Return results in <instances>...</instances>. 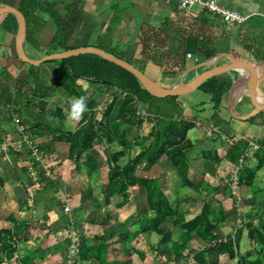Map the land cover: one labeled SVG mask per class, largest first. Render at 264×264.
<instances>
[{"label":"crops","instance_id":"1","mask_svg":"<svg viewBox=\"0 0 264 264\" xmlns=\"http://www.w3.org/2000/svg\"><path fill=\"white\" fill-rule=\"evenodd\" d=\"M218 1L245 18L228 28L219 16L200 10L198 5L181 9L179 0H38L66 24L67 46L94 45L110 50L164 87L176 84L183 75L185 80L192 78L197 63L219 53L232 54L247 74L243 94L234 105L235 114L242 115L264 99V0ZM0 2L18 8L21 0ZM33 14L38 21H30L26 29L27 55L41 58L62 51L51 47L55 31L51 15L41 8ZM16 32L15 16L1 12L0 139L20 140L14 119L18 118L31 143L0 148V236L9 238L12 250L10 256L0 250V264H67L65 230L69 218L80 235L73 264H197L195 252L208 243L192 233L183 254L176 256L172 243L178 242L185 230L171 217L161 223L163 234L139 231L151 215L144 188L129 186L123 204H119L122 194L109 195L108 160L112 150L119 148L117 144L110 147L98 139L93 142L98 167L87 175L69 159L67 142L48 139L54 130L74 131L77 127L79 120H72L69 112L78 98L61 87L54 62H41L39 69H33L31 63L17 57ZM224 60L222 57L217 63ZM209 68L200 67L198 72ZM236 75L235 70L215 75L222 83L218 108L211 94L199 87L174 99L175 118L193 123L187 132L192 144L187 152L191 187L181 185L165 154L153 163L143 160L135 169L137 177L161 183L177 211L184 212L185 220L199 213L202 200L208 197L200 183L218 187L212 205L221 203L224 218L215 234L222 241L231 238L237 247L232 257L227 252H211L215 264H239V256L255 257L259 247H252L248 227L264 228V110L246 119L230 114L229 87ZM80 83L87 103L92 99L98 106L110 100V90L87 81ZM39 98L46 101L44 108L37 105ZM57 108L63 119L55 117ZM150 128L148 121L141 126L127 125L126 136L133 141ZM238 141L245 143V149L238 156L229 155ZM32 148L38 149L40 160L35 159ZM139 150L134 144L118 163L124 165ZM203 151H211L218 159H204ZM259 158L262 164L257 167ZM252 169L254 179L248 182ZM239 173L246 182L234 185L233 176L237 180ZM64 205L72 207L69 215L63 211ZM259 239L264 241V236Z\"/></svg>","mask_w":264,"mask_h":264},{"label":"trees","instance_id":"2","mask_svg":"<svg viewBox=\"0 0 264 264\" xmlns=\"http://www.w3.org/2000/svg\"><path fill=\"white\" fill-rule=\"evenodd\" d=\"M37 8L45 10L54 19L55 31L51 41L52 49L65 50L70 48L65 44L69 35L66 24L58 19L50 9L42 7L38 0H21L20 2L18 9L25 16L27 26H29L30 21H38V18L33 14ZM107 51L113 53L110 50ZM94 55V58L89 57L86 53L44 61V63L54 62L56 64L60 85L70 96L76 98L86 96V90L80 83L81 80L87 81L88 84L101 85L102 90L104 87L111 91V98L104 104L101 111L97 110V103L94 100H88V110L83 113L74 131L54 130L48 139L67 142L69 159L74 162L78 170L83 169L87 175H91L98 167L93 142L98 139L110 147L117 144L119 148L112 150L108 160V192L109 195L122 194L123 200L119 204H123L127 199L126 193L129 186L139 185L145 189L151 215L142 223L139 231L154 230L163 234L165 229L161 223L167 217H171L173 222L180 223V226L185 230L180 240L172 243L176 256L183 254L184 245L191 239L192 233L208 243V247L195 252L194 259L197 264H215L210 258L211 252H227L231 257L234 256L237 245L232 242L231 238L222 241V238L215 234L216 226L224 218L221 203L217 201L215 207L212 205V195L217 192L218 187L201 182L200 187L205 189L208 197L202 200L200 212L193 218L185 220L184 212L177 211V205L174 204V201L170 202L157 179L139 178L135 175L136 165L139 162L147 160L153 163L160 155L165 154L175 168L181 185L190 187L193 185L188 177L187 157V152L192 147L187 138V132L193 123L185 119L175 118L174 114H161L159 110H156L158 102L165 99L174 100L177 96L156 97L143 88L131 72L96 54ZM29 66L33 69H39V65L29 64ZM36 80L37 78H33V82ZM198 87L211 94L214 107L218 108L221 104L222 83L217 79V76L206 79ZM37 105L44 108L46 101L39 98ZM140 106L144 108L145 115L137 113ZM56 110L58 114L55 117L63 119L60 109L57 108ZM145 121L151 123L149 132L146 135L137 136L133 141L129 140L126 136V126H141ZM38 133L43 134L41 128H39ZM134 144L140 147L139 152L130 157L124 165H120L119 159L123 155L129 154ZM245 146L243 141H238L228 153L231 156L234 154L238 156L243 152ZM202 156L204 159H207L208 156L211 159H218L217 155L211 151H203ZM261 164L262 158H259L257 167ZM254 174L255 169L250 170L248 182L253 181ZM244 181L241 173H239L237 182L241 184ZM263 229L254 227V225L248 227L250 243L253 248L258 246L259 250L256 256L252 258L239 256V264H264V241L259 239V237L264 236ZM8 240V237L6 240V237L0 236V250L5 251L10 256L12 250Z\"/></svg>","mask_w":264,"mask_h":264},{"label":"water","instance_id":"3","mask_svg":"<svg viewBox=\"0 0 264 264\" xmlns=\"http://www.w3.org/2000/svg\"><path fill=\"white\" fill-rule=\"evenodd\" d=\"M8 12L15 16L17 20V32L15 35V45H16V55L22 61L31 63L33 65H38L41 62L51 60V59H61L69 56H74L78 54L92 53L104 58L110 62H113L129 72H131L140 82L143 88H145L150 94L156 97H165L168 95H182L186 94L194 89H196L203 81L215 76L226 70H235L237 75L232 81L229 87V99L227 108L230 114L239 119L249 118L261 110H264V99L258 102L249 112L238 115L234 112V105L239 97L243 94L245 83H246V69L243 63L229 53H219L211 57L210 59L197 63L194 65L193 69L196 70L195 75L185 80L183 77L170 87H164L149 76H147L140 68L132 64L131 62L119 57L101 47L94 45L78 46L74 48H68L58 52H52L44 55L41 58H31L27 55L24 49V39L26 36V19L23 13L15 6L0 2V13ZM225 57L226 60L217 63V61ZM200 67H210L208 70L203 72H198Z\"/></svg>","mask_w":264,"mask_h":264},{"label":"built area","instance_id":"4","mask_svg":"<svg viewBox=\"0 0 264 264\" xmlns=\"http://www.w3.org/2000/svg\"><path fill=\"white\" fill-rule=\"evenodd\" d=\"M194 5H198L200 10L207 12L211 15L219 16L225 25L228 28L234 27L236 24L241 22L245 16L238 12L237 10L221 4L218 0H179L178 6L183 10H188ZM190 55V54H188ZM103 103L99 104L96 108L98 110L103 109ZM137 113L145 115V111L142 106L138 108ZM17 123V131L21 134V138L15 142H9L7 139H0V148L6 149L8 146H16L19 148L23 142H26L30 145L31 139L29 138V134L26 132L25 125L19 121L18 118H14ZM33 156L36 160H40L41 156L39 155L37 148H32ZM236 172V171H235ZM233 184L237 183L235 175L233 176ZM63 211L68 215L72 211V207L70 205H64ZM65 236L68 241L67 250H66V262L67 264H73L74 258L77 255L79 244H80V235L78 230L74 227V222L72 218H69V222L66 226Z\"/></svg>","mask_w":264,"mask_h":264},{"label":"clouds","instance_id":"5","mask_svg":"<svg viewBox=\"0 0 264 264\" xmlns=\"http://www.w3.org/2000/svg\"><path fill=\"white\" fill-rule=\"evenodd\" d=\"M87 102L85 97H80L71 104L69 116L72 120H80L83 113L87 111Z\"/></svg>","mask_w":264,"mask_h":264},{"label":"rangeland","instance_id":"6","mask_svg":"<svg viewBox=\"0 0 264 264\" xmlns=\"http://www.w3.org/2000/svg\"><path fill=\"white\" fill-rule=\"evenodd\" d=\"M90 56L95 55L91 54ZM156 110H159L161 114H175L177 112V107L174 106L173 99H165L164 101H160L156 104Z\"/></svg>","mask_w":264,"mask_h":264}]
</instances>
